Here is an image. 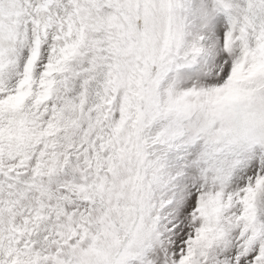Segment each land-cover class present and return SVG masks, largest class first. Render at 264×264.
<instances>
[{
	"label": "snow or ice",
	"instance_id": "6c2138e0",
	"mask_svg": "<svg viewBox=\"0 0 264 264\" xmlns=\"http://www.w3.org/2000/svg\"><path fill=\"white\" fill-rule=\"evenodd\" d=\"M0 264H264V0H0Z\"/></svg>",
	"mask_w": 264,
	"mask_h": 264
}]
</instances>
